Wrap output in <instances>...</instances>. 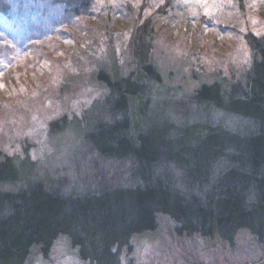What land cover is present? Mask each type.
Wrapping results in <instances>:
<instances>
[{"label":"rangeland","instance_id":"1","mask_svg":"<svg viewBox=\"0 0 264 264\" xmlns=\"http://www.w3.org/2000/svg\"><path fill=\"white\" fill-rule=\"evenodd\" d=\"M50 1L0 0V161L23 166L24 179L65 194L127 185L130 163L105 159L89 138L120 118L107 80L133 82L139 71L147 78L136 119L158 153L162 134L198 144L211 124L241 133L250 123L197 103L196 93L244 83L254 58L245 38L264 35V0H92L67 15ZM139 33L151 44L144 64ZM130 244L120 264H264V241L249 231L231 243L180 235L166 215ZM25 264L84 263L59 236L47 257L33 248Z\"/></svg>","mask_w":264,"mask_h":264},{"label":"trees","instance_id":"2","mask_svg":"<svg viewBox=\"0 0 264 264\" xmlns=\"http://www.w3.org/2000/svg\"><path fill=\"white\" fill-rule=\"evenodd\" d=\"M50 2L67 15L87 9L92 0ZM138 36L144 64L151 44ZM245 39L254 58L244 83L225 91L219 84L204 85L196 93L197 103L212 105L226 119L249 120L241 133L225 123L211 124L212 136L198 144L175 137L168 142L171 133L162 134L158 153L136 119L145 104L141 86L147 78L146 71H139L133 82L107 80L120 118L97 127L89 138L105 159L130 163L127 185L103 183L95 190L59 193L24 179L23 166L13 159L0 161V264H25L33 248L47 257L59 236L68 238L84 264H120L121 251L131 250L134 235L153 231L157 215L168 216L180 235L231 243L238 231L247 230L262 243L264 35L249 33ZM143 68L151 71L148 65ZM134 101L130 111L128 103Z\"/></svg>","mask_w":264,"mask_h":264}]
</instances>
